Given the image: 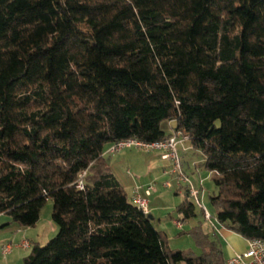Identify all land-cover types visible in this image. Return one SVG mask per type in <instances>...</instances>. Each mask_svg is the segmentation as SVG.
<instances>
[{"label":"trees","instance_id":"trees-1","mask_svg":"<svg viewBox=\"0 0 264 264\" xmlns=\"http://www.w3.org/2000/svg\"><path fill=\"white\" fill-rule=\"evenodd\" d=\"M178 131L216 221L264 240V0H0V214L33 227L51 200L56 226L23 264H225L199 227L171 249L104 158Z\"/></svg>","mask_w":264,"mask_h":264},{"label":"rangeland","instance_id":"rangeland-1","mask_svg":"<svg viewBox=\"0 0 264 264\" xmlns=\"http://www.w3.org/2000/svg\"><path fill=\"white\" fill-rule=\"evenodd\" d=\"M162 128L166 132L170 130L166 122L162 123ZM185 145L189 147L182 151V145L178 143L177 152L181 165L183 160L192 167L196 165L195 174L192 171L184 170V168L183 171L199 191V202H194L188 197V200L194 204L195 214L185 220L182 219L181 214H178L176 208L186 198V182L178 181L176 175L169 173L170 163L159 157V151L124 147L113 153H106L105 160L128 195H131V191L139 188L141 195L144 196L143 190L148 185H153L152 195L147 197L153 225L166 234L168 246L171 249L190 250L199 254L201 249L196 244L191 231L195 227H199L203 232L212 235L213 225H219L215 219V208L210 202V196L216 192V189L213 183L214 174L202 167V154L198 150H194L188 141H185ZM107 147L105 146L104 150ZM151 165L153 167H150ZM164 168L167 171L166 175H162ZM165 182H170V185L163 186ZM51 211L52 201L47 200L40 210L35 226L27 227L28 234L25 235L24 240L28 241L32 238L33 243L38 242L43 245L55 235L56 230L53 231L51 228L53 225ZM176 220L181 222L180 227L176 224ZM12 245V252L9 254L12 260L8 261V264H23V258L30 252L31 247L15 248L16 244ZM220 245H223L222 240H220Z\"/></svg>","mask_w":264,"mask_h":264},{"label":"built area","instance_id":"built-area-1","mask_svg":"<svg viewBox=\"0 0 264 264\" xmlns=\"http://www.w3.org/2000/svg\"><path fill=\"white\" fill-rule=\"evenodd\" d=\"M185 137L178 132H173V134L165 139L153 142H144L135 138H129L120 140L112 144L107 153H113L124 147H135L142 149L144 151H159L160 158L167 160L170 163L169 173L176 175L178 181L186 182L185 193L194 202H199V191L192 182L189 181L188 176L183 171L181 161L177 152V144L183 141ZM154 188L153 185H148L141 195L139 188H136L132 193V201L145 213H149L148 209V199ZM176 224L180 227L182 224L179 220H176ZM21 247L29 248L30 242L23 240L21 242ZM11 250V245H6L3 247V254L9 253ZM225 264H264V240L263 239H252L248 241V247L244 252L235 253L225 259Z\"/></svg>","mask_w":264,"mask_h":264},{"label":"crops","instance_id":"crops-1","mask_svg":"<svg viewBox=\"0 0 264 264\" xmlns=\"http://www.w3.org/2000/svg\"><path fill=\"white\" fill-rule=\"evenodd\" d=\"M179 143L180 145H182V151L187 150V148L189 147L185 145V141H180ZM106 153L107 151L104 152V158H105ZM182 165H183L184 170H188V172L192 171V173L195 174V172L197 171L196 165L192 167L190 166V164H188L184 160L182 161ZM150 167H153V165H151ZM166 174H167L166 168L162 169V175H166ZM168 185H170V182L169 183L165 182V185L163 186L167 187ZM137 187H140V186H137ZM132 193L133 192L131 191V195ZM51 226H52L51 228L53 229V231L56 230V226L54 225V223ZM213 226L214 227L212 228L213 229L212 235H209L208 232L207 233L204 232V233H206L211 240L215 241L219 245L224 259H227L229 256L235 253L244 252L247 249L248 247L247 239L243 238L242 236L234 232H231L225 229L220 224L217 226L216 225H213ZM27 232H28L27 227H19L15 223L11 222V219L8 216L4 214H0V264H8V261L12 260L9 255L12 252V246H13L12 244L14 243L16 244L15 248H22L20 244L24 240L23 238L25 237V235L28 234ZM220 240H222L223 245H220ZM28 241L30 242V247H31L34 240L30 238ZM6 245H11V250L9 253L4 255L2 251H3V247ZM1 256L4 257V259H2Z\"/></svg>","mask_w":264,"mask_h":264},{"label":"water","instance_id":"water-1","mask_svg":"<svg viewBox=\"0 0 264 264\" xmlns=\"http://www.w3.org/2000/svg\"><path fill=\"white\" fill-rule=\"evenodd\" d=\"M150 217H152L151 215H149Z\"/></svg>","mask_w":264,"mask_h":264}]
</instances>
